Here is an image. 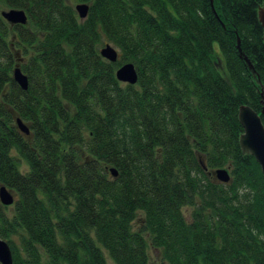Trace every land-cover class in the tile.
<instances>
[{
    "label": "trees",
    "instance_id": "16d2710c",
    "mask_svg": "<svg viewBox=\"0 0 264 264\" xmlns=\"http://www.w3.org/2000/svg\"><path fill=\"white\" fill-rule=\"evenodd\" d=\"M77 1L84 20L65 0H0L28 16H0L13 264H151L149 248L165 264H264V175L240 145L242 107L264 127V0ZM125 63L135 85L115 78ZM224 168L228 183L212 174Z\"/></svg>",
    "mask_w": 264,
    "mask_h": 264
},
{
    "label": "water",
    "instance_id": "95a60500",
    "mask_svg": "<svg viewBox=\"0 0 264 264\" xmlns=\"http://www.w3.org/2000/svg\"><path fill=\"white\" fill-rule=\"evenodd\" d=\"M212 2L213 0H210L211 4ZM88 9L89 6L86 3L77 4L74 8L80 20L86 19ZM0 16L10 26H24L28 22V16L26 15L25 11L19 9H8L7 11H1ZM258 18L264 29V5L258 10ZM237 48L240 51L239 40ZM99 55L109 63H115L118 60V51L108 43L104 44L99 49ZM240 55L254 74L252 70L253 68L249 61L242 56L241 52ZM115 78L120 83L135 85L138 82L137 70L133 64L125 63L116 70ZM12 79L22 91H26L28 89L27 77L21 71L19 65L14 67L12 71ZM261 114L264 116V101ZM240 121L245 131L240 141L241 148L244 152L249 153L256 158L258 164L261 167L262 174L264 175V127L260 117L256 113L252 112L249 108L242 107L240 110ZM15 124L21 133L29 135L30 131L28 126L23 123L20 118H16ZM109 171L113 177H116L117 172L114 168H110ZM212 174L216 180L221 183H228L230 180V175L227 169H218ZM14 203V193L8 190L5 186H0V204L2 206H10ZM0 264H13L12 253L9 245L1 238Z\"/></svg>",
    "mask_w": 264,
    "mask_h": 264
},
{
    "label": "rangeland",
    "instance_id": "374dc122",
    "mask_svg": "<svg viewBox=\"0 0 264 264\" xmlns=\"http://www.w3.org/2000/svg\"><path fill=\"white\" fill-rule=\"evenodd\" d=\"M65 2L70 5L73 9L75 8V6L77 4H80L81 2H78L77 0H65ZM87 4V3H86ZM88 5V4H87ZM8 9L6 8H0V12L1 11H7ZM75 11V10H74ZM77 15V14H76ZM101 48V47H100ZM16 66V65H15ZM226 169V168H224ZM228 170V169H227ZM228 173H229V170H228ZM16 198V196L14 195V199ZM5 210H6V213L8 214V216L10 217L13 213V208H14V205H10V206H5ZM16 244H17V241H16ZM148 255H149V260H150V263L151 264H165V263H162L161 259H160V254L157 250L153 249V248H149L148 249ZM108 259V258H107ZM108 264H112L110 262V260L108 259Z\"/></svg>",
    "mask_w": 264,
    "mask_h": 264
}]
</instances>
